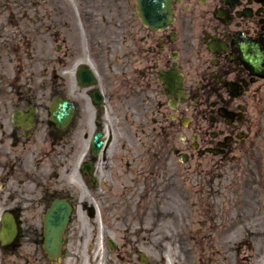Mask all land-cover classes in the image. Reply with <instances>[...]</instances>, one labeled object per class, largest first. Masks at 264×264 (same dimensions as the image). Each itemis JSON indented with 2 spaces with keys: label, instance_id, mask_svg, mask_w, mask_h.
Listing matches in <instances>:
<instances>
[{
  "label": "flooded vegetation",
  "instance_id": "flooded-vegetation-1",
  "mask_svg": "<svg viewBox=\"0 0 264 264\" xmlns=\"http://www.w3.org/2000/svg\"><path fill=\"white\" fill-rule=\"evenodd\" d=\"M109 1L98 7L101 44L94 7L44 6L12 32L0 8V57L17 37L28 47L38 37L44 66L0 71V230H13L0 264L249 262L264 199L243 209L217 198L213 176L264 138V0H169L154 28L135 0ZM34 24L39 33L26 32ZM82 66L94 78L80 83ZM54 101L68 120L51 118ZM54 200L70 219L49 255L42 220Z\"/></svg>",
  "mask_w": 264,
  "mask_h": 264
},
{
  "label": "rangeland",
  "instance_id": "rangeland-1",
  "mask_svg": "<svg viewBox=\"0 0 264 264\" xmlns=\"http://www.w3.org/2000/svg\"><path fill=\"white\" fill-rule=\"evenodd\" d=\"M116 1L122 2V0ZM109 2L112 3V5L114 4V0H110ZM62 4L68 7H94L96 12L94 14L95 24H97L101 20V18L106 16V12L103 13V10L102 12H99L98 10V7H105L106 0H68L67 3L63 2ZM56 5V0H0V8L7 11L9 14V17L8 15H6V13L2 15L3 21L18 24V26H13L11 32L14 30H18L19 27H23L27 23L23 21V17L26 14H29L30 16H38V13L42 7L45 6L51 9L50 7H55ZM121 5L123 4L121 3ZM39 28L40 24H34L29 26L26 29V32H28L29 29H34V34L35 32H37L38 34ZM96 33L97 32H95V35L92 38L95 43L100 42L99 44H101L102 37H98ZM67 36L69 42L66 40L67 42L65 43L66 46L71 49L74 43V39H72V35L70 33H67ZM56 39L60 41L61 37H58ZM56 39L52 44H58V42H56ZM36 40L38 42H32L30 38V46L28 47L23 44V41H20L18 37L14 39L13 43H17L16 46H13L15 48L13 50L12 48H10L11 51L8 53L7 57L4 60L0 57V71L32 72L42 70L44 66L41 68V63L38 61V58L36 56V53L39 52V49L37 48L39 45L38 37H36ZM49 48L50 46L47 47V51ZM41 51L43 58H45L46 55H51V60H53V51L45 53V47ZM220 172L221 173L213 176V179H215V183L220 184V187L218 188L219 190L217 191L220 196H217V198L230 199L241 202V206L243 207V209L246 208L244 207L246 200L253 198L264 199V138H262L260 142L255 145V148L252 149L250 147H247L242 154H239L235 161L224 164V167ZM86 198L87 197L85 196L84 199ZM104 206L105 204L103 205L102 202L100 205H98L100 211H102L105 207L107 208V206ZM113 212L114 211H111V214H113ZM98 240L100 239L98 238ZM252 240V250L255 253L249 257L250 262H252V264H256L260 261L261 264H264V247L261 246V243L264 242V236L257 235L256 237H253ZM145 250L147 252L146 255L149 256L150 259L154 258V255H149V250L147 248H145ZM247 252L248 250H245V253ZM96 253L104 254L100 249H97ZM241 264L245 263L241 262Z\"/></svg>",
  "mask_w": 264,
  "mask_h": 264
},
{
  "label": "water",
  "instance_id": "water-1",
  "mask_svg": "<svg viewBox=\"0 0 264 264\" xmlns=\"http://www.w3.org/2000/svg\"><path fill=\"white\" fill-rule=\"evenodd\" d=\"M139 9L142 13V17L145 23L149 25L163 24L167 17V0H138ZM60 207L56 205L54 210L49 214V219L47 221L48 229L53 231L56 227L57 222L52 221V219L62 215L60 212ZM49 243L52 244L54 239L50 237L48 239Z\"/></svg>",
  "mask_w": 264,
  "mask_h": 264
}]
</instances>
